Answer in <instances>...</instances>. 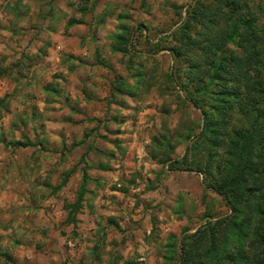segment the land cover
<instances>
[{
  "label": "rangeland",
  "instance_id": "1",
  "mask_svg": "<svg viewBox=\"0 0 264 264\" xmlns=\"http://www.w3.org/2000/svg\"><path fill=\"white\" fill-rule=\"evenodd\" d=\"M11 2L19 14L33 8L34 28L0 17V264H179L184 237L230 214L200 174L160 163L187 156L190 166L208 164L203 140L214 134L201 133L203 118L188 99L195 81L186 72L201 64L192 47L203 49L216 22L227 20L205 14L223 1L199 0L193 16L196 0ZM241 4L264 29V0ZM79 21L81 41L66 28ZM43 25L57 33V54L49 53L53 37ZM203 70L207 82L209 63ZM263 95L226 96L217 110L204 108L212 124L233 109L231 133L245 131L254 122L238 115V102L251 110ZM260 219L253 214L244 233ZM243 240L231 237L212 250L198 239L199 260L218 264L220 251Z\"/></svg>",
  "mask_w": 264,
  "mask_h": 264
},
{
  "label": "trees",
  "instance_id": "2",
  "mask_svg": "<svg viewBox=\"0 0 264 264\" xmlns=\"http://www.w3.org/2000/svg\"><path fill=\"white\" fill-rule=\"evenodd\" d=\"M221 1L224 3L223 7L217 8L214 13L205 14H210L206 15L208 18L220 20L223 14L227 20L216 22L214 34H210L209 39L203 43V49L202 44L197 43L198 45L193 46L191 50V54L200 59L201 64L206 66L209 63L208 81L204 80L202 74L205 66L201 67V64H190L186 72L196 84L190 91L191 97L188 99L192 106L200 111L203 118L201 133L204 131L214 134L213 137L203 140L208 164L203 167L200 162L192 160L193 165L190 166L187 156L181 158L182 160L166 156L160 163H168L170 170L195 171L200 174L204 187L221 196L230 210V214L224 218L209 221L203 228L183 238L179 264H208V260L205 262L199 260L201 245L198 239L207 240L210 249L213 250L219 241L226 244L228 238H237V236L245 240L226 251H220L221 262L218 264H264V125L262 124L264 95L262 99L252 102L251 110L238 102V115L246 122L252 120L254 122L247 123L249 130L245 131L241 129L231 133L235 126L233 109H229L231 114L228 112L227 121L212 124L209 112L204 108L217 110L215 103L221 102L226 96L238 98L240 101L243 93L248 95L261 90L264 94V78H260L261 68L264 66V29L258 26L257 16L247 11L241 0ZM195 4L190 12L192 16L199 7V0H196ZM221 8L225 10L222 12ZM203 18L204 15H199L196 23ZM182 28L178 30L180 37L184 35ZM199 31L201 28L195 32V36L198 33L202 35ZM176 32L174 36L177 35ZM229 45H234L235 49H230ZM221 56L223 63L218 64L216 60ZM190 133L185 139L191 138L192 141L194 135L192 131ZM190 150L186 148L187 153ZM227 154L233 159L228 160ZM184 164L185 167H182ZM249 180L254 181V184L243 186ZM247 208L249 215L244 213L240 222L234 218L240 209L247 210ZM253 214L261 217V222L259 221L260 224L251 228L250 233L246 235L243 231L244 226L251 224L246 221L250 220ZM111 223L115 222L111 220ZM230 235L235 236L229 237ZM195 238L196 242L193 241Z\"/></svg>",
  "mask_w": 264,
  "mask_h": 264
},
{
  "label": "crops",
  "instance_id": "3",
  "mask_svg": "<svg viewBox=\"0 0 264 264\" xmlns=\"http://www.w3.org/2000/svg\"><path fill=\"white\" fill-rule=\"evenodd\" d=\"M12 0H6V2H5V5H7L8 3L10 4V3H12L11 2ZM13 1H15V0H13ZM16 1H18V0H16ZM26 1H30V0H26ZM38 1H43V0H38ZM63 1L64 0H57V5L55 6V4H53L52 3V5H54L53 7H58V5L60 4L61 6H63ZM107 1H111V0H107ZM8 4V5H9ZM8 5L6 6V8H5V11L3 12V11H1L0 12V17H2V15H5V16H7L8 17V15L13 19V20H17L18 22H20V23H26V24H23L24 26H22V27H25V28H28V29H33L34 27L33 26H31V22H30V18L32 17L31 15L33 14V8L31 9V10H28V12H26V13H24V14H19V13H17V12H12L11 10H10V8L8 7ZM62 11H64V8H62ZM101 11H104V10H101ZM100 11V12H101ZM37 14H38V12H37ZM52 16V15H51ZM10 18V19H11ZM49 18H50V16H49ZM87 23H89V25H90V22H88V21H86ZM65 22L62 20V23H61V25H65L64 24ZM83 24H85V22H81V21H79L78 23H76V24H74V25H69V24H66V28H67V31H68V33H70V34H72L73 35V38H78V32H80V31H82V25ZM26 25V26H25ZM61 28H63V26L61 27L60 25L56 28V30L57 31H59ZM40 29H41V31H43L44 33V35H46V33H47V37H49V38H51V37H53V39L51 38V41H50V46H48V50H49V53H51V55H52V53H56L57 54V52H59L60 50H61V46L60 45H57L55 48H56V50L55 49H53V46L55 45V43H54V37H56V35H57V33H54L55 31H53L52 29H54V27L52 28V29H49L46 25H43V26H41L40 27ZM39 29H36V31H38ZM80 37V36H79ZM81 38V37H80ZM80 38H78V40L79 41H81L80 40ZM53 57V56H52ZM76 57V56H75ZM153 158V157H152ZM114 221V220H113ZM165 231H167V230H165ZM184 231H187L186 229L184 230ZM140 261H144V258H140L139 259ZM158 261H159V258H158Z\"/></svg>",
  "mask_w": 264,
  "mask_h": 264
}]
</instances>
